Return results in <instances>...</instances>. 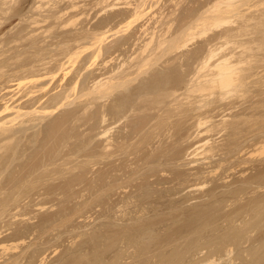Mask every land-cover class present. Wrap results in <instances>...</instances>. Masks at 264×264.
Listing matches in <instances>:
<instances>
[{
  "label": "rangeland",
  "instance_id": "obj_1",
  "mask_svg": "<svg viewBox=\"0 0 264 264\" xmlns=\"http://www.w3.org/2000/svg\"><path fill=\"white\" fill-rule=\"evenodd\" d=\"M263 16L264 0H0V264H264ZM215 46L210 64L244 59L230 86L194 82ZM153 52L146 69L180 84L139 70Z\"/></svg>",
  "mask_w": 264,
  "mask_h": 264
},
{
  "label": "bare ground",
  "instance_id": "obj_2",
  "mask_svg": "<svg viewBox=\"0 0 264 264\" xmlns=\"http://www.w3.org/2000/svg\"><path fill=\"white\" fill-rule=\"evenodd\" d=\"M100 1H102V0H100ZM132 1V0H131ZM146 1V0H145ZM175 1V0H174ZM215 1V0H214ZM218 1V0H217ZM220 1V0H219ZM222 1V0H221ZM226 1V0H225ZM248 1V0H247ZM10 2V1H9ZM178 2V1H177ZM41 3V2H40ZM50 3V2H49ZM100 3V2H99ZM132 3V2H131ZM141 3V2H140ZM224 3V2H223ZM227 4H229V3H231L230 1H228V2H226ZM234 3V2H233ZM74 4V3H73ZM98 4V3H97ZM106 4V3H105ZM129 4V3H128ZM133 4V3H132ZM131 4V5H132ZM143 4V3H142ZM142 4H140V5H142ZM240 4V3H239ZM238 4V5H239ZM43 5V4H42ZM45 5V4H44ZM210 5H212V4H210ZM46 6V5H45ZM74 6V5H73ZM72 6V7H73ZM80 6V5H79ZM133 6V5H132ZM209 6V5H208ZM229 6H233V4L231 3V4H229ZM40 7V6H39ZM109 7V6H108ZM165 7V6H164ZM234 7H235V5H234ZM106 9H107V7H105ZM140 8V7H139ZM158 8V7H157ZM167 8V7H166ZM206 8V7H205ZM213 8V7H212ZM223 8H225V6L223 7ZM38 9V8H37ZM122 9V8H121ZM163 9V8H162ZM138 10V9H137ZM167 11V10H166ZM208 11V10H207ZM103 12V11H102ZM211 12H213V11H211ZM240 12V11H239ZM41 13V12H40ZM44 13V12H43ZM163 13V12H162ZM100 14V13H99ZM108 14V13H107ZM165 14H166V12H165ZM175 14V13H174ZM207 14V13H206ZM217 14V13H216ZM215 14V15H216ZM238 14V13H237ZM82 15V14H81ZM161 15V14H160ZM199 15V14H198ZM125 16V15H124ZM156 16V15H155ZM163 16V15H162ZM210 16V15H209ZM241 16V15H240ZM40 17V16H39ZM171 16H168V18H170ZM173 17V16H172ZM211 17V16H210ZM261 17V16H260ZM264 17V16H263ZM44 18V17H43ZM120 18V17H119ZM162 18V17H161ZM160 18V19H161ZM167 18V17H166ZM187 18V17H186ZM197 18V17H196ZM254 18V17H253ZM256 18V17H255ZM262 18V17H261ZM47 19V18H46ZM97 19V18H96ZM181 19V18H180ZM232 19V18H231ZM95 20V19H94ZM117 20V19H116ZM150 20H152V19H150ZM177 20V19H176ZM175 20V21H176ZM205 19H204V17L202 18V17H199V22L197 23V24H195V26H197V27H199V28H201L204 24H205V21H204ZM228 20H230V18L228 19ZM192 21V20H191ZM44 22H45V20H44ZM47 22V21H46ZM38 23V22H37ZM123 23V22H122ZM159 23V22H158ZM179 23V22H178ZM261 23V22H260ZM263 23V22H262ZM120 24V23H119ZM150 24V23H149ZM160 24V23H159ZM171 24V23H170ZM170 24H168V25H170ZM173 24H175V23H173ZM145 25V24H144ZM148 25V24H147ZM263 25V24H262ZM143 26V25H142ZM146 26V25H145ZM156 26H157V24H156ZM163 26H165V25H163ZM172 26V25H171ZM181 26V25H180ZM109 27H110V25H109ZM108 27V28H109ZM170 27V26H169ZM167 28L166 30H164V32L165 31H169L168 29H170V28H173V27H170V28ZM204 27H205V25H204ZM51 28H52V26H51ZM89 28V27H88ZM158 28V27H157ZM185 28V30H187V31H189V30H192L193 28H196V27H194V25H191V24H188V26H186V27H184ZM188 28V29H187ZM254 28V27H253ZM114 29V28H113ZM112 29V30H113ZM161 29H163V27H160V30ZM165 29V28H164ZM203 28H201V29H199V30H202ZM205 29V28H204ZM233 29V28H232ZM237 29V28H236ZM256 29V28H255ZM258 29V28H257ZM48 30H50V28L48 29ZM102 30V29H101ZM105 30V29H104ZM150 30H152V29H150ZM155 30H156V28H155ZM172 30V29H171ZM170 30V31H171ZM182 30H184V29H182ZM181 30V31H182ZM239 30V29H238ZM46 31H47V27H46ZM83 31V30H82ZM91 31V30H90ZM96 31V30H95ZM142 31V30H141ZM169 31V32H170ZM179 31V30H178ZM226 31V30H225ZM253 31H255V30H253ZM48 32V31H47ZM147 32V31H146ZM145 32V33H146ZM149 32V31H148ZM147 32V33H148ZM163 32V33H164ZM238 32V31H237ZM239 32H241V31H239ZM238 32V33H239ZM86 33V32H85ZM153 33V32H152ZM157 33V32H156ZM168 33V32H167ZM204 33H205V31H204ZM238 33H236V35H238ZM264 33V32H263ZM149 34V33H148ZM151 34V33H150ZM149 34V35H150ZM160 34H161V31H160ZM169 34V33H168ZM178 34V33H177ZM179 34H180V32H179ZM201 34V33H200ZM199 34V35H200ZM255 34H257V33H255ZM138 35H139V33H138ZM147 35V34H146ZM153 35H155V34H153ZM165 35V34H164ZM182 35V34H181ZM196 35V34H195ZM216 35V34H215ZM234 35L235 34H233V32L232 33H229V32H225V33H223V34H220L219 36H215L214 38L216 39V43H217V41L219 40H224V39H226V41L225 42H227L229 39H230V37L231 36H233L234 37ZM142 36V35H141ZM166 36V35H165ZM174 36H176V35H174ZM160 37V36H159ZM191 37V36H190ZM189 37V38H190ZM263 37V36H262ZM144 38V37H143ZM163 38V37H162ZM171 38V37H170ZM169 37H168V39H170ZM237 38V37H236ZM235 38V39H236ZM142 39V38H141ZM152 39V38H151ZM218 39V40H217ZM234 39V38H233ZM160 40V39H159ZM167 40V39H166ZM187 40V39H186ZM141 41V40H140ZM152 41V40H151ZM169 41V40H168ZM188 41V40H187ZM230 42H231V40H229ZM161 42V41H160ZM163 42V41H162ZM167 42V41H166ZM170 42V41H169ZM172 42V41H171ZM175 42V41H174ZM209 42H210V40H209ZM234 42H236V41H234ZM79 43H80V41H79ZM144 43V42H143ZM152 43V42H151ZM150 43V44H151ZM168 43V42H167ZM229 43V42H228ZM232 43H233V41H232ZM237 43H238V41H237ZM237 43H235V44H237ZM242 43V42H241ZM135 44V43H134ZM161 44V43H160ZM159 44V45H160ZM166 44V43H165ZM213 44V43H212ZM212 44H211V47H212ZM221 44V43H220ZM225 44V43H224ZM231 44V43H230ZM249 44H251V42L249 43L248 41H244L242 44H241V47L242 48H247V46H250ZM137 45V44H136ZM147 45H149V44H147ZM164 45V44H163ZM208 45H210V44H208ZM229 45V44H228ZM239 45V46H238ZM253 45H254V43H253ZM257 45V44H256ZM127 46V45H126ZM161 46H162V44H161ZM160 46V47H161ZM218 46V45H217ZM221 46V45H220ZM222 46H223V44H222ZM222 46H221V48H222ZM234 46H236V45H234ZM237 46L238 47H240V44H237ZM258 46V45H257ZM263 46H264V44H263ZM164 47V46H163ZM224 47V46H223ZM240 47V48H241ZM251 47V46H250ZM259 47H262V44H261V46L259 45ZM144 48V47H143ZM181 48V47H180ZM213 48H215V49H212V50H210V52H209V54L206 56V58H202L201 60H202V64H198V65H200L199 67H198V76L197 75H195V76H197L196 77V79H195V81L194 82H198V83H210L209 85H211L212 83L214 84H216V83H220L223 87L224 86H230V85H232L234 82H235V80H237V79H235L236 78V76H235V74H237L238 72H237V70H239L238 68H239V65L240 64H242V63H244V59H242V57H240L239 58V61L238 60H235L234 59V57H237V55H236V53L235 52H231V53H223L224 55H222L221 57H219L217 60H216V62L214 63V64H210L209 63V60H211V58L213 57V58H215L214 56L217 54V51L218 50H220V48L219 47H217V49H216V46L215 47H213ZM219 48V49H218ZM225 48V47H224ZM67 49V48H66ZM70 49V48H69ZM157 49V48H156ZM223 49V48H222ZM238 49V48H237ZM64 50V49H63ZM140 50V49H139ZM209 50V49H208ZM255 50V49H254ZM62 51V50H61ZM141 51V50H140ZM144 51H146V49L144 48V50H143V52ZM152 51V50H151ZM235 51V50H234ZM241 51V50H240ZM244 51V50H243ZM208 52V51H207ZM219 52H221V51H219ZM245 52V51H244ZM243 52V53H244ZM65 53V52H64ZM154 53V52H153ZM149 53L147 56H145L144 58H143V60H142V63L139 65V70L141 71L142 70V68L143 67H145L147 64L149 65L150 64V61H151V58L153 59V55H155L156 53ZM241 54H239L240 56L242 55H244V54H242V51L240 52ZM186 54V53H185ZM222 54V53H221ZM73 55V54H72ZM140 55V54H139ZM158 55V54H157ZM196 55V54H195ZM218 55H219V53H218ZM218 55H216V56H218ZM157 57V56H156ZM155 57V58H156ZM140 58V57H139ZM176 58H177V56H176ZM183 58V57H182ZM132 59V58H131ZM157 59V58H156ZM247 59V58H246ZM76 60V59H75ZM108 60H110V59H108ZM133 60V59H132ZM140 60V59H139ZM180 60V59H179ZM181 60H183V59H181ZM135 61H136V59H135ZM149 61V62H148ZM171 61H173L172 59H171ZM175 61V60H174ZM106 62H107V59H106ZM110 62V61H109ZM109 62H107V63H109ZM153 62V61H152ZM246 62V61H245ZM128 63V62H127ZM170 63V62H169ZM198 63V62H197ZM105 64V63H104ZM137 64V63H136ZM49 65V64H48ZM167 67H169V65H168V63H166L165 64ZM179 65H181V64H179ZM125 66V65H124ZM128 66H130V65H128ZM147 67V66H146ZM146 67H145V69H146ZM166 67V68H167ZM181 67V66H180ZM197 67V66H196ZM34 68V67H33ZM37 68V67H36ZM35 68V69H36ZM41 68V67H40ZM151 68V72H154L155 74H159L160 73V75L161 74H163V71H165L164 69H160V68H158V66H154V65H150V67H149V69ZM205 68H207V69H205ZM38 69V68H37ZM44 69V68H43ZM48 69V68H47ZM144 69V68H143ZM148 68L146 69L147 70V72H148V70H149ZM184 69V68H183ZM203 69H205V71L203 70ZM32 70V69H31ZM78 70V69H77ZM167 70V69H166ZM43 71V70H42ZM202 71H203V74H201L202 73ZM38 72V71H37ZM83 72V71H82ZM113 73V72H112ZM130 73V72H129ZM170 73V72H169ZM239 73H241V72H239ZM32 74V73H31ZM107 74V73H106ZM165 74H167V72H165ZM201 74V75H200ZM81 75V74H80ZM164 75V74H163ZM194 75V74H193ZM109 76V75H108ZM149 76V75H148ZM33 77V76H32ZM31 77V78H32ZM105 77H106V75H105ZM111 77V76H110ZM152 77V76H151ZM150 76H149V81H152L151 79H153L154 78V76H153V78H151ZM181 78H182V76H180ZM13 78V77H12ZM34 78V77H33ZM188 78H191V76L190 77H188ZM237 78H238V76H237ZM100 79V78H99ZM108 79V78H107ZM116 79V78H115ZM145 79H147V77H145ZM157 79V78H156ZM183 79V78H182ZM241 79V77H240V75H239V78H238V80H240ZM10 79H8V81H9ZM105 80H106V78H105ZM178 80V79H177ZM194 79L192 78V81H193ZM96 81V80H95ZM98 81V80H97ZM101 81V80H100ZM100 81H99V84H100ZM148 80H146V82H147ZM176 81V80H175ZM110 83L111 81L109 80V81H107V83ZM119 82V81H118ZM153 82V81H152ZM155 82H156V80H155ZM180 82H181V79L180 80H178V82H173V77H172V79H171V76L170 75H164L161 79H160V77H159V80H158V87L160 88H164V87H166V86H168V88H170V85H174L175 86V83H176V85H178V84H180ZM94 83V82H93ZM101 83H103V82H101ZM236 83V82H235ZM95 84H97V86H99L98 85V83H95ZM95 84H94V86H95ZM149 84L150 83H148V85H146V86H149ZM196 84V83H195ZM194 83H193V87L191 88V89H188V91L189 90H191V91H193L194 92V90L195 89H197L198 88V90H201L203 87L202 86H200V88L201 89H199V87L197 86V88L196 87H194V86H196ZM207 84V85H208ZM100 85H102V84H100ZM105 85H107L106 84V81H105ZM153 85V84H152ZM192 85V84H191ZM190 85V86H191ZM3 86V85H2ZM118 86V85H117ZM3 87H5V86H3ZM106 87V86H105ZM110 87H112V88H114L115 87V84H113V86H112V83H111V85H110ZM157 87V88H158ZM173 87V86H172ZM171 87V88H172ZM97 88V87H96ZM108 88V87H107ZM111 88V89H112ZM156 87H154V85H153V87H146V89H145V91H147V92H149L150 94V96H151V94H152V92L153 91H155V93H156V95H157V92H156V89H155ZM188 88H189V85H188ZM2 89H4V88H2ZM36 89V88H35ZM35 89H32L33 91L35 90ZM100 89V88H99ZM108 89H110V88H108ZM155 89V90H154ZM204 89H205V87H204ZM207 89V88H206ZM7 90V89H6ZM71 90H73V87H72V89ZM75 90V89H74ZM159 90H161V89H159ZM158 90V91H159ZM169 90V89H168ZM171 90V89H170ZM203 90V89H202ZM65 91V90H64ZM108 91H110V90H108ZM108 91H106L105 92V90L103 91L102 90V93L104 94V93H106L107 94V92ZM162 92H163V89L161 90ZM160 91V92H161ZM164 91H167V88L164 90ZM29 92H31V90L29 91ZM28 92V93H29ZM36 92V91H35ZM34 92V93H35ZM69 92V91H68ZM67 92V93H68ZM100 92V91H99ZM147 92H146V95H148L147 94ZM159 92V93H160ZM51 93V92H50ZM155 93H153L152 94V96L151 97H153V98H155L156 97V95H155ZM173 93L175 94L176 93V91H173ZM172 93V94H173ZM6 94V93H5ZM30 94V93H29ZM106 94H104L105 96H106ZM35 95V94H34ZM33 94L31 95V96H34ZM143 95V94H142ZM144 96V98L146 97H148V96ZM171 95V94H170ZM9 96V95H8ZM11 96V95H10ZM29 96V95H28ZM62 97H60V98H62V99H59V97L57 98L58 99V101H55L56 103H60V102H63V101H61V100H65V99H67L66 98V96L68 97V94L67 95H61ZM63 96H64V98H63ZM104 96V97H105ZM150 96H149V99H150ZM4 97V96H3ZM57 96H55V97H53L54 99L56 98ZM140 97H141V95H140ZM8 98V97H7ZM24 98V97H23ZM32 98V97H31ZM145 98V99H146ZM3 99V98H2ZM5 99V98H4ZM25 99V98H24ZM41 99V98H40ZM43 99V98H42ZM54 99H52L51 98V100H54ZM148 99V98H147ZM12 100V99H11ZM34 100H36V98L34 99ZM33 100V101H34ZM56 100V99H55ZM152 100H154V99H152ZM152 100L150 99V101L152 102ZM5 101V100H4ZM24 101V100H23ZM22 100H21V98H20V101L18 100V104H15V105H13V106H11L10 104L9 105H7L6 104V106H5V108H4V106H3V108H4V111H6V110H10L11 108H13V109H15L14 111H15V113H19L20 112V110H22V109H24V108H22L23 107V102ZM25 101H26V99H25ZM37 101V100H36ZM41 101V100H40ZM40 101H38V102H40ZM50 101V100H49ZM30 102H31V100H30ZM37 102V103H38ZM154 102V101H153ZM10 103V102H9ZM27 103V102H26ZM34 103H36V102H34ZM36 103V104H37ZM122 103V102H121ZM140 103H141V101H140ZM25 104V103H24ZM33 104V103H32ZM31 104V105H32ZM42 104V103H41ZM47 104V103H46ZM33 105H35V104H33ZM38 105V104H37ZM36 106V105H35ZM92 106V105H91ZM94 106V105H93ZM143 106V105H142ZM25 107V106H24ZM32 107H34V106H31V108ZM65 107V106H64ZM28 110H29V108H28ZM143 110V109H142ZM3 111V112H4ZM37 111V110H36ZM54 111V110H53ZM141 111V110H140ZM153 111V110H152ZM8 112H10V111H8ZM29 112H30V110H29ZM38 112V111H37ZM28 112H26V114H27ZM31 113V112H30ZM17 116V115H16ZM19 116V115H18ZM22 116V115H21ZM127 116V115H126ZM10 117V116H9ZM102 117V116H101ZM125 117V116H124ZM6 118V117H5ZM4 117L3 118H1L0 119V124H6L7 123V121H6V119H5ZM8 118V117H7ZM17 117H15V118H11L10 120H8V122H12V121H14V119H16ZM117 118V117H116ZM123 118V117H122ZM4 119V120H3ZM104 120V119H103ZM198 122V121H197ZM74 123V122H73ZM205 123V121L203 120V119H200L199 120V122H198V126H202L203 124ZM22 126V125H21ZM21 126H19V128H17V129H15V130H13L12 131V133H8L7 134V130L3 133V135H4V140H13V139H15V137H17L18 136V134H21L25 129L24 128H22ZM34 126H36V125H34ZM211 127V126H210ZM212 128H209V126H208V128L207 129H203L202 131H204V132H209L210 130H211ZM140 131V130H139ZM33 135V134H32ZM17 139H19L20 140V138H19V136H18V138ZM31 141V140H30ZM2 143H4V142H2ZM111 143V142H110ZM111 145V144H110ZM109 145V146H110ZM188 145V144H187ZM185 147V146H184ZM147 148V147H146ZM144 150V149H143ZM187 150V149H186ZM152 153V152H151ZM4 163V162H3ZM152 163V162H151ZM157 175V174H156ZM157 181V180H156ZM145 198H147V197H145ZM156 198V197H155ZM142 200V199H141ZM151 200V199H150ZM154 200V199H153ZM147 201H148V199H147ZM149 203V202H148ZM141 205V204H140ZM261 232V231H260ZM249 242V241H248ZM247 242V243H248ZM228 248V247H227ZM232 250V249H231ZM228 251V250H227ZM230 251V250H229ZM232 252V251H231Z\"/></svg>",
  "mask_w": 264,
  "mask_h": 264
}]
</instances>
